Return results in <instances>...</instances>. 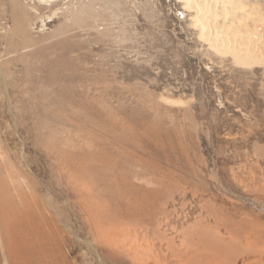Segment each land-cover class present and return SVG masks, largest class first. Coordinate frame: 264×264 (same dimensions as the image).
<instances>
[{
    "label": "rangeland",
    "instance_id": "obj_1",
    "mask_svg": "<svg viewBox=\"0 0 264 264\" xmlns=\"http://www.w3.org/2000/svg\"><path fill=\"white\" fill-rule=\"evenodd\" d=\"M121 232L264 264V0H0V264H146Z\"/></svg>",
    "mask_w": 264,
    "mask_h": 264
},
{
    "label": "bare ground",
    "instance_id": "obj_2",
    "mask_svg": "<svg viewBox=\"0 0 264 264\" xmlns=\"http://www.w3.org/2000/svg\"><path fill=\"white\" fill-rule=\"evenodd\" d=\"M154 214H155L154 217H156V218H154L150 222V225H152V229H153V235L155 236L156 239L166 238L165 235L159 230V224L161 221H159V218L157 217V215L163 214V211L160 209H157L154 211ZM146 230H147V227H146ZM122 233H123L122 238L124 241H121L120 243H118V245H119L118 247L122 248V250H127V251H130V252L138 255V259L141 256H145V258L142 260H145L146 264H151L152 261H153V264H166V260H165L164 256H159L160 253L156 254L154 256L151 254V252L153 254H155V252L157 250H159V248L156 245H154L155 243L153 242V239L152 240L149 239L148 237H146V235H143L140 237V236H136L135 234H134V236H136L135 238H134L133 234H132L133 238L132 237L129 238V236H127L128 235L127 233L121 232L120 235ZM115 238L117 239V237H115ZM168 238H166V239H168ZM170 240L171 239L169 238V242H170ZM125 241H127L126 243L129 242L128 243L129 245H126ZM151 257H152V259H151ZM149 260L151 261V263H148Z\"/></svg>",
    "mask_w": 264,
    "mask_h": 264
}]
</instances>
